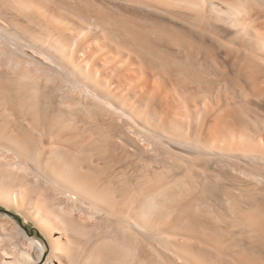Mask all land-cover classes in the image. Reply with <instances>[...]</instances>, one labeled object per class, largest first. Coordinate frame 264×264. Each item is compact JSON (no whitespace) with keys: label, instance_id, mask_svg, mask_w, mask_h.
Segmentation results:
<instances>
[{"label":"bare ground","instance_id":"1","mask_svg":"<svg viewBox=\"0 0 264 264\" xmlns=\"http://www.w3.org/2000/svg\"><path fill=\"white\" fill-rule=\"evenodd\" d=\"M0 264H264V0H0Z\"/></svg>","mask_w":264,"mask_h":264},{"label":"rangeland","instance_id":"2","mask_svg":"<svg viewBox=\"0 0 264 264\" xmlns=\"http://www.w3.org/2000/svg\"><path fill=\"white\" fill-rule=\"evenodd\" d=\"M21 221V220H20ZM31 230H33L32 228H31ZM37 238H39V237H37Z\"/></svg>","mask_w":264,"mask_h":264}]
</instances>
